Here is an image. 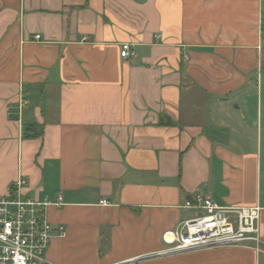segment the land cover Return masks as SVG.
<instances>
[{"label": "crops", "instance_id": "1", "mask_svg": "<svg viewBox=\"0 0 264 264\" xmlns=\"http://www.w3.org/2000/svg\"><path fill=\"white\" fill-rule=\"evenodd\" d=\"M263 18L264 0H0V196L63 195L49 264H264ZM197 193L260 207V251L135 261Z\"/></svg>", "mask_w": 264, "mask_h": 264}, {"label": "built area", "instance_id": "2", "mask_svg": "<svg viewBox=\"0 0 264 264\" xmlns=\"http://www.w3.org/2000/svg\"><path fill=\"white\" fill-rule=\"evenodd\" d=\"M39 39L40 36H36V40ZM121 57L125 60L136 57L130 43L122 44ZM28 105V99L22 94L18 101L20 114ZM28 187L27 179L20 178L0 196V264H49L47 252L55 231L47 210L63 207L64 197L61 193L54 199L29 197ZM100 205L109 206V202L102 200ZM183 207L196 211V216L164 237L167 246L163 250L135 261L224 248L260 251V207H222L202 193L188 199ZM57 236L65 238L66 228L60 226Z\"/></svg>", "mask_w": 264, "mask_h": 264}, {"label": "trees", "instance_id": "3", "mask_svg": "<svg viewBox=\"0 0 264 264\" xmlns=\"http://www.w3.org/2000/svg\"><path fill=\"white\" fill-rule=\"evenodd\" d=\"M262 30H263V33H264V19H263V22H262Z\"/></svg>", "mask_w": 264, "mask_h": 264}, {"label": "rangeland", "instance_id": "4", "mask_svg": "<svg viewBox=\"0 0 264 264\" xmlns=\"http://www.w3.org/2000/svg\"><path fill=\"white\" fill-rule=\"evenodd\" d=\"M264 19V18H263Z\"/></svg>", "mask_w": 264, "mask_h": 264}]
</instances>
